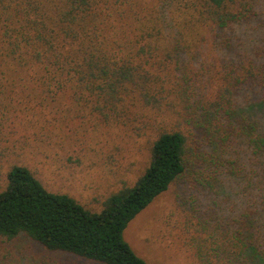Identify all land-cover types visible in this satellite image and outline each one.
Returning <instances> with one entry per match:
<instances>
[{
	"label": "trees",
	"instance_id": "obj_1",
	"mask_svg": "<svg viewBox=\"0 0 264 264\" xmlns=\"http://www.w3.org/2000/svg\"><path fill=\"white\" fill-rule=\"evenodd\" d=\"M167 1L169 23L153 0H0L1 95L17 78L46 101L68 93L79 112L154 132L143 173L97 212L11 164L0 190V240L24 236L98 264H148L123 233L186 177L207 193L209 257L264 264V48L225 67L213 91V68L193 66L206 38L252 10L241 12L245 0ZM219 44L231 47L223 37Z\"/></svg>",
	"mask_w": 264,
	"mask_h": 264
},
{
	"label": "rangeland",
	"instance_id": "obj_2",
	"mask_svg": "<svg viewBox=\"0 0 264 264\" xmlns=\"http://www.w3.org/2000/svg\"><path fill=\"white\" fill-rule=\"evenodd\" d=\"M153 1L169 23V2ZM243 2L247 5L238 8L252 10L249 20L206 38L199 47L203 46L193 66L213 68L212 81L206 84L209 91L225 67L251 58L257 47L264 48V0ZM221 37L230 41V48L219 46ZM241 92L242 99L243 88ZM4 94H0V190L9 166L24 165L50 192L67 194L97 212L105 198L132 186L148 165L154 133L150 127L138 134L79 112L68 93L55 102L46 101L32 84L17 78ZM203 190L186 177L173 183L128 224L125 242L148 264H216L208 255L213 254L215 223L204 215L208 201ZM0 264L98 263L48 251L19 236L0 240Z\"/></svg>",
	"mask_w": 264,
	"mask_h": 264
}]
</instances>
